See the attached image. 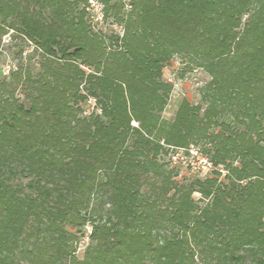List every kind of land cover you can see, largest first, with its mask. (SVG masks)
Instances as JSON below:
<instances>
[{
	"label": "trees",
	"instance_id": "trees-1",
	"mask_svg": "<svg viewBox=\"0 0 264 264\" xmlns=\"http://www.w3.org/2000/svg\"><path fill=\"white\" fill-rule=\"evenodd\" d=\"M10 31L0 264H264V0H0ZM176 58L209 79L167 118Z\"/></svg>",
	"mask_w": 264,
	"mask_h": 264
},
{
	"label": "rangeland",
	"instance_id": "rangeland-1",
	"mask_svg": "<svg viewBox=\"0 0 264 264\" xmlns=\"http://www.w3.org/2000/svg\"><path fill=\"white\" fill-rule=\"evenodd\" d=\"M39 59L40 55L34 51V46L23 42L20 37L13 38L12 31L2 37L0 41V77L7 74L10 67H16L19 64L24 66L30 64L32 68L36 69ZM164 76L171 79L174 85L169 104L164 111V116L167 118H172L175 115L185 96L190 97L194 102L200 101V88L209 79V75L202 69L185 70V63L180 58H176L172 65L164 68ZM86 107L89 112L94 110L92 102ZM177 155V160H174L180 166V174L177 179L190 176L203 164L199 160L186 157L187 155L183 153ZM195 197L198 198L199 194L196 193ZM82 245L78 251L79 257L83 255L84 243Z\"/></svg>",
	"mask_w": 264,
	"mask_h": 264
},
{
	"label": "built area",
	"instance_id": "built-area-1",
	"mask_svg": "<svg viewBox=\"0 0 264 264\" xmlns=\"http://www.w3.org/2000/svg\"><path fill=\"white\" fill-rule=\"evenodd\" d=\"M93 5L95 7V12L97 13L98 18H102V13H101V9L102 8H101V5L99 3H96V2H93ZM199 161H201L203 163L202 164V167L204 169H207L208 167H211V163H209L207 161V159L203 158V159H200ZM90 232H91V228L88 227V233H90ZM85 241H88V237L87 236H86Z\"/></svg>",
	"mask_w": 264,
	"mask_h": 264
}]
</instances>
